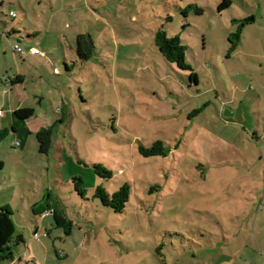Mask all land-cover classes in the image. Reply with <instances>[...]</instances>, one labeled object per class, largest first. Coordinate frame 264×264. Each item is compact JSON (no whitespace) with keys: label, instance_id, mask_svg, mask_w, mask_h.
<instances>
[{"label":"rangeland","instance_id":"obj_1","mask_svg":"<svg viewBox=\"0 0 264 264\" xmlns=\"http://www.w3.org/2000/svg\"><path fill=\"white\" fill-rule=\"evenodd\" d=\"M222 1L0 0V100L9 76L24 72L25 88L41 96L32 100L38 115L47 113L44 125L55 126L48 155L39 153L26 123L19 132L12 117L0 126L9 130L0 143V210L11 208L16 234L25 240L14 260L2 264H216L217 239L207 241L205 230L221 234L219 224L237 239L219 245L223 264H264L262 217L254 232L248 228L253 203L264 197V160L250 163L245 155L252 148L230 131L240 126L245 136L232 119L251 103L264 106L245 70L248 41L264 30V0H231L219 13ZM190 5L203 15H185ZM161 29L187 47L199 94L189 89L191 72L160 53ZM80 35L93 51L87 61L76 52ZM238 37L244 39L237 49ZM18 42L24 52L36 47L40 62L16 54ZM155 142L167 155L144 157L140 147ZM95 165L111 177L97 175ZM78 177L84 195L76 190ZM124 184L131 195L122 213L95 197L98 186L114 194Z\"/></svg>","mask_w":264,"mask_h":264},{"label":"trees","instance_id":"obj_2","mask_svg":"<svg viewBox=\"0 0 264 264\" xmlns=\"http://www.w3.org/2000/svg\"><path fill=\"white\" fill-rule=\"evenodd\" d=\"M232 6L231 0H223L219 6H218V12L221 13ZM192 11L196 15L201 16L204 13V9L198 5H190L185 10H183V13L186 15L187 12ZM20 33V32H16ZM76 44H77V55L78 57L83 60L87 61L89 60L92 55L93 51L90 48L89 41L87 36L80 35L77 37ZM19 44L21 42H18ZM62 43V42H60ZM18 44V45H19ZM156 45L159 48L160 53L165 58L167 62L170 64H176L177 67L180 70L183 71H189L191 72L189 78L190 81L188 82V86L192 88V85H196L199 83L198 76L194 73V70L192 66L187 62L186 59V49L187 47L182 45V40L179 36H173L169 37L165 31L162 29L157 32L156 35ZM68 67V65L66 64ZM195 91V90H194ZM59 113H64V108L59 111ZM54 131L55 126H51L48 128H44L41 131H39L37 135V141H38V150L39 153L42 155H48L52 145H53V137H54ZM9 135V130L3 129L0 130V143L3 142ZM140 153L144 157H154V156H166L167 151L163 146L162 142H155L150 147L146 148L144 146L140 147ZM4 169V164L0 163V171ZM94 169L96 171L97 175H100L105 178L111 177V172L105 170V168L101 165H95ZM104 174H107V176H104ZM73 181L75 183L76 190L80 195L85 194L84 189V180L81 177L73 178ZM159 186H157V189ZM131 195V188L128 184H124L118 191H116L114 194H109L103 186H98L95 192V197L101 201V203L111 208L116 213H122L129 200ZM55 220L59 226L63 225L66 222L65 217L58 211L57 208H53L52 210ZM252 216V213H250ZM13 211L10 207L3 208L0 210V264L13 261L15 257V251L18 246L21 244H25V240L23 236H18L16 234V226L14 224V221L12 219ZM253 217V216H252ZM253 220V218H252ZM251 223L248 224V228H251ZM209 226H213L212 224ZM221 227V230L223 233L218 234L214 233L211 230H205L206 231V237L207 241L213 243L212 237L215 236V239L218 244L215 246V249L212 250V253L216 255L215 259L217 260L216 264H223L224 260L222 258L224 257L223 251L221 253V250L219 249V245L221 243L225 244L227 247L232 246L237 242V239L235 237H229V235H232V232L230 230H226L222 224H219ZM239 230L244 233L246 232L245 229H242L243 226ZM229 233V234H227ZM201 236L204 238V235L201 234ZM247 248V247H245ZM233 257L229 256V263H232ZM227 261V260H225ZM221 262V263H220Z\"/></svg>","mask_w":264,"mask_h":264},{"label":"crops","instance_id":"obj_3","mask_svg":"<svg viewBox=\"0 0 264 264\" xmlns=\"http://www.w3.org/2000/svg\"><path fill=\"white\" fill-rule=\"evenodd\" d=\"M20 8L24 11L25 16H28L27 10L22 8V5L20 4ZM16 13V12H15ZM17 14V13H16ZM252 20L250 21H256V16L251 15L250 16ZM12 18V17H11ZM19 16L14 19H18ZM244 21V20H242ZM245 22V21H244ZM249 22V21H246ZM247 26V25H246ZM245 26V23L241 27L240 33L245 32L247 27ZM18 31V30H17ZM24 33L27 35V37L31 38L28 33L29 31L24 30ZM5 35V34H4ZM9 38H12V34H7ZM244 37H238L236 42L235 48H240L242 46ZM254 43L250 39V41H247L251 44H249L250 51H247V58L249 60L248 63H246V68L250 75H251V85L252 90L254 92V97L259 100V103L261 101H264V30H262V35H257L254 37ZM19 44V43H18ZM234 45V46H235ZM14 50V49H13ZM33 50V51H32ZM31 51L28 49L25 51V55H21L14 51L16 54L20 55L22 59L29 62L38 63L39 58L36 57V53L34 51L37 50L36 47H33ZM258 64V65H257ZM243 70H240L237 75H243ZM43 76H39L38 79L42 78ZM28 74L24 72H18L16 76H9L8 82L4 84V93H5V99H3V102L0 100V110L2 111V115L0 116V126L7 125L9 118L12 117L14 119V132H19L21 129H24L22 127L21 123H26L29 131L31 132V135H36L39 131H41L44 128H48L51 126H45L44 122L45 120L49 118L47 113L43 115L42 119L41 116L38 115V107H35L33 103V97H40L41 96L34 92V94L29 93V89L25 88L29 81ZM1 81V79H0ZM196 84L195 86H198ZM189 89H194L195 93H200V91L197 88H194L192 86L189 87ZM23 93H21V92ZM25 94V95H24ZM15 95L17 98L19 97V100L17 99L16 102L11 101L8 102V97ZM23 97V99H20ZM1 99V98H0ZM62 105H64V100L62 101ZM42 104L40 105V107ZM248 110L244 114L241 112L237 114L239 115V120L232 119V122L236 123L237 125H240L243 127V132H246L245 136L242 135L243 133L240 132V126H238V129L234 127H230L231 136L237 141H242L243 144H247L249 148H252V151L249 152L245 157H252L253 160L250 163L256 164L259 161L264 160V106L263 103L258 104L256 106L255 104L251 103L248 105ZM233 115V113H232ZM243 115V116H242ZM246 118H245V117ZM247 119V121L245 120ZM49 120V119H48ZM44 125V126H43ZM8 130V129H7ZM257 147V148H255ZM260 147V148H258ZM258 149V150H257ZM259 152V153H258ZM257 157H260L258 159ZM237 163L241 164L240 161H237ZM250 163H246L248 168L251 166ZM260 178L263 179L264 182V172ZM253 208L251 209L252 218L254 219V222H252L251 231H255V224L258 222V219L260 216L262 217L261 226L262 228V236L264 241V197L261 199V202L257 206L255 203H253ZM261 254L264 256V250H262ZM261 264V263H259Z\"/></svg>","mask_w":264,"mask_h":264},{"label":"built area","instance_id":"obj_4","mask_svg":"<svg viewBox=\"0 0 264 264\" xmlns=\"http://www.w3.org/2000/svg\"><path fill=\"white\" fill-rule=\"evenodd\" d=\"M9 16L15 19V18L17 17V14H16L14 11H10ZM13 49H14V51H16L17 53H20V54L25 55V52H24V50L20 47V45L15 44L14 47H13ZM35 52H36V54H39V51H38V50H36ZM1 115H2V111L0 110V116H1Z\"/></svg>","mask_w":264,"mask_h":264}]
</instances>
